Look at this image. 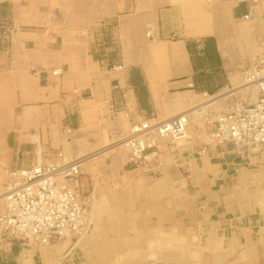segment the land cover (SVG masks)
<instances>
[{
    "label": "crops",
    "instance_id": "1",
    "mask_svg": "<svg viewBox=\"0 0 264 264\" xmlns=\"http://www.w3.org/2000/svg\"><path fill=\"white\" fill-rule=\"evenodd\" d=\"M180 1L116 0L113 15L84 39L71 36L62 23H55V30L45 28L42 13L22 16L17 8L7 9L14 33L8 49L0 50V164L26 168L57 152L82 164L99 153L104 133L109 139L131 123L124 112L132 121L149 119L159 115L158 98L170 96L183 106L199 92L213 93L220 56L208 54L204 41L211 37L198 40L210 28L195 27L182 38ZM247 9L246 3L235 4L231 12L242 17ZM163 53V65L157 66L155 56ZM221 94L208 103L222 100ZM105 101L119 110L112 120L100 117ZM194 110L174 116H192ZM168 144L160 146L155 164L126 171L125 182L140 193L110 195L108 204L119 212L118 219L93 221L95 204L88 201L96 194L93 187L89 199L84 197L89 234L47 248L2 242L0 264H154L151 247L168 243L169 235L186 239L179 264H264V198L259 197L264 194V148L238 151L232 145L199 143L185 161L176 159L170 149L178 148ZM81 154L91 155L77 157ZM93 168L85 165L83 171ZM81 176L84 196L88 182ZM151 198L156 201L149 207Z\"/></svg>",
    "mask_w": 264,
    "mask_h": 264
},
{
    "label": "rangeland",
    "instance_id": "2",
    "mask_svg": "<svg viewBox=\"0 0 264 264\" xmlns=\"http://www.w3.org/2000/svg\"><path fill=\"white\" fill-rule=\"evenodd\" d=\"M115 2L116 0H1L0 24L11 25V21L7 15V9L17 8V10H20L22 16L42 13L46 18L45 28L53 26V30H55L57 28L55 23H62L68 27L71 36L84 39L87 38L88 33L91 32L94 25L98 26L99 24H104L105 21L113 15ZM248 2L250 6L254 7V11H252L251 17L247 20L232 14L231 8L236 4L233 0H181L179 2L183 19L181 22L182 38L187 39L189 36L188 34L195 27L205 25L210 28V33L198 38V40H202L206 37H211L214 40L217 52L220 56L219 63L221 65V68L218 67L214 71L215 77L212 84L217 87L213 93H208L207 95H205L204 92H199L191 97L190 100H187L183 106L179 105L178 102L170 96L166 98H156L157 101H160L159 106H161V109L159 110L158 117L154 114L149 117V119L155 118L152 121L153 123L155 121H163L171 118L176 113L182 111L189 113L202 104H209L207 100L210 96H216L221 93L223 99L215 104H209L205 109L207 112L199 117L197 122L193 120L196 113L190 116L191 118H189V126L187 129L189 140L186 143L183 145L168 144V147H173L174 145L178 148L177 150L173 148L170 149L176 159L179 155L182 158L186 157L185 161H188L192 158V155L189 156V154L195 152V144H203V147L209 145V133L215 118L220 113L230 110L232 104L235 102L251 104L256 101L257 89L254 86L237 92L235 95L227 96L233 92L228 90L242 86L243 74L252 67L255 60L258 57H264V0H255L254 2L253 0H248ZM148 31H150V29L147 30V32ZM149 35L150 33H147V36L145 33L144 36L146 40L148 38L152 40ZM150 43L151 41L147 42L148 46L153 44ZM155 58L157 66L163 65L162 59L165 58L164 53L155 56ZM226 88L227 91H224ZM100 106L101 118L108 117L111 120L114 119L115 113H117L118 110L113 112L110 111L105 102H102ZM128 127L129 124L126 123L121 131L112 134L109 139L107 138V134L104 133L105 140L102 141L103 146L96 150L99 153L95 157L86 159L80 166V170L83 172L82 176L86 177L88 182V190H84L83 197L89 199L93 187L94 190H96L93 200L89 199L88 201L89 205H91V201L95 204L93 221L97 223L104 221L105 217L107 220L114 218L115 221V219H118L119 212L112 209L108 204L112 193L115 194V192L128 190H133V192L139 191V188L134 186V184L129 187V183L125 182L126 171L137 167L131 166L128 163L127 149L125 147H119L118 145L120 142L123 143ZM64 134L68 141H70L69 138L71 135L68 136L65 132ZM113 145H115L112 147L115 149L114 151L110 148ZM257 147L260 148L259 146ZM62 153L65 157L71 158V155H67L65 152ZM196 154L199 156V153ZM90 155L91 154H81L77 157L84 158ZM159 155H161V147ZM152 163L155 164V162L149 164ZM85 165L93 166V171H83ZM3 183V177L0 175V210L2 208L1 194ZM104 195H107L106 200ZM259 195L260 198H264V194ZM153 201H156V199L151 198L150 201L148 200V203L150 204ZM150 206L152 205L150 204L149 207ZM89 209L91 210L90 206L88 211ZM90 229L88 234L90 233ZM166 239L168 243L151 247L150 252L153 254V258L150 259L155 261L154 264L182 263L185 258L186 239L175 235H169ZM65 241L66 240L59 242ZM49 246L44 247L47 248ZM161 254L167 255L166 260L163 261L160 259Z\"/></svg>",
    "mask_w": 264,
    "mask_h": 264
},
{
    "label": "built area",
    "instance_id": "3",
    "mask_svg": "<svg viewBox=\"0 0 264 264\" xmlns=\"http://www.w3.org/2000/svg\"><path fill=\"white\" fill-rule=\"evenodd\" d=\"M233 1L247 4L248 11L241 18L249 19L254 7L248 0ZM13 33L10 24H0V50L8 49ZM121 68L112 66L111 70ZM58 73V70L53 71V75ZM243 81L256 87V101L251 104L235 102L230 110L220 113L209 133L210 146L232 145L238 150L257 146L264 148L263 56L244 72ZM105 103L110 111L118 110L113 102ZM124 115L131 122L124 138L131 166H143L157 159L164 141L183 145L189 140V117L186 114L153 123L154 119L132 121L128 113L124 112ZM64 132L71 135L69 128ZM78 160L57 152L51 159L35 162L26 168L8 169L0 164V175L4 180L0 243L19 240L44 247L71 238L78 239L88 233L90 225L85 198L79 187L81 162Z\"/></svg>",
    "mask_w": 264,
    "mask_h": 264
},
{
    "label": "bare ground",
    "instance_id": "4",
    "mask_svg": "<svg viewBox=\"0 0 264 264\" xmlns=\"http://www.w3.org/2000/svg\"><path fill=\"white\" fill-rule=\"evenodd\" d=\"M249 87H253V86L247 85L244 81H242V86H239L238 88L234 89L233 92H236V91H237V92H240V91H242V90H244V89H247V88H249ZM226 91H227V88H226ZM228 91H229V90H228ZM194 112L196 113V115L194 116V119H195V120H198V118L201 117L204 113H206L207 110H205L204 108H202V107L200 106V107L195 108ZM183 114H186V113H183ZM179 115H180V114H179ZM186 115H187L189 118H191L189 114H186ZM123 145H124V147H125L124 141H123ZM125 148H126V147H125ZM73 160H74V159H73ZM85 235H86V234H85Z\"/></svg>",
    "mask_w": 264,
    "mask_h": 264
},
{
    "label": "trees",
    "instance_id": "5",
    "mask_svg": "<svg viewBox=\"0 0 264 264\" xmlns=\"http://www.w3.org/2000/svg\"><path fill=\"white\" fill-rule=\"evenodd\" d=\"M204 43H205V47H207L208 54L210 56H215L216 58H218V54H217V50L215 47L214 40L212 38H207V39H205ZM187 48H188V46H187ZM218 62H219V60H218Z\"/></svg>",
    "mask_w": 264,
    "mask_h": 264
}]
</instances>
